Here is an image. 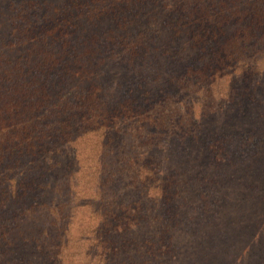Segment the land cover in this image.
I'll return each instance as SVG.
<instances>
[{
    "label": "rangeland",
    "instance_id": "rangeland-1",
    "mask_svg": "<svg viewBox=\"0 0 264 264\" xmlns=\"http://www.w3.org/2000/svg\"><path fill=\"white\" fill-rule=\"evenodd\" d=\"M174 2L0 0V264H264V27Z\"/></svg>",
    "mask_w": 264,
    "mask_h": 264
},
{
    "label": "trees",
    "instance_id": "trees-1",
    "mask_svg": "<svg viewBox=\"0 0 264 264\" xmlns=\"http://www.w3.org/2000/svg\"><path fill=\"white\" fill-rule=\"evenodd\" d=\"M176 1L180 2H174L173 7L177 10H181L183 8V0ZM189 1H192L194 6L193 10H195L196 16L201 19L200 21L203 27H206L217 20L215 27L217 28L219 34L221 33L224 21H226L225 23H228L230 19L233 20L239 18L241 21L255 22L253 25L264 27V0H188V2ZM190 2L188 4H191ZM219 20H222L223 22H220ZM60 28H63V26ZM252 29L253 27H251L250 31ZM209 31L210 28L208 29V32ZM208 32L204 31L206 34ZM243 37L231 40L228 47L238 48L239 45L247 46L249 42L246 40L245 33L243 34ZM234 59V56H230L225 58V61L231 62ZM19 130H26L27 134L22 136L25 137L24 140L18 137L17 142H21V144L18 147L6 149L3 154L4 156L0 159V163L12 160L11 155L13 152L10 153L11 150L16 151L17 155H20L24 146L26 152L29 154V157L41 155L46 149L50 148L47 143L50 137L47 138L45 136L46 133L42 131L43 129H40L38 125H34L31 122L30 126L20 128ZM61 133L64 134L63 132ZM15 169V171L18 170V168Z\"/></svg>",
    "mask_w": 264,
    "mask_h": 264
}]
</instances>
